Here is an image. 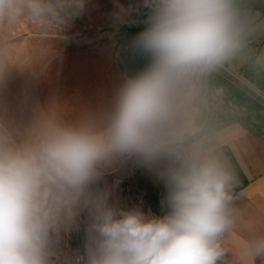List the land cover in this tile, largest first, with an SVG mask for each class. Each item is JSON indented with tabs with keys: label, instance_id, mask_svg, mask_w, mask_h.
Here are the masks:
<instances>
[{
	"label": "clouds",
	"instance_id": "obj_1",
	"mask_svg": "<svg viewBox=\"0 0 264 264\" xmlns=\"http://www.w3.org/2000/svg\"><path fill=\"white\" fill-rule=\"evenodd\" d=\"M88 0H0V27L69 25ZM117 25L146 15L128 47L148 58L100 113L65 119L41 110L27 122L0 116V264H264V232L238 248L237 177L196 138L206 82L255 34L244 0H142L116 4ZM6 66L0 61V79ZM165 185L163 215L114 198L126 166ZM83 233L82 247L66 240Z\"/></svg>",
	"mask_w": 264,
	"mask_h": 264
},
{
	"label": "crops",
	"instance_id": "obj_2",
	"mask_svg": "<svg viewBox=\"0 0 264 264\" xmlns=\"http://www.w3.org/2000/svg\"><path fill=\"white\" fill-rule=\"evenodd\" d=\"M141 2L88 0L85 12L69 26L50 30L55 37L48 39L33 27L38 32L33 39L0 43V61L6 66L0 79V116L27 122L41 110L55 109L65 119L105 110L122 79L148 63L147 57L133 55L128 47L146 27V15L134 14L132 24L117 25L113 20L117 3L127 7ZM244 6L254 14L255 34L243 52L223 65L244 84L219 72L212 74L196 120V138L227 161L237 177L238 220L225 240L230 248L250 239L253 230L264 232V0H244ZM63 31L74 36L70 55L49 56L47 49L62 46L58 33ZM117 180L114 198L122 207L164 214L166 189L155 172L129 165L108 177L110 184ZM82 243V232H73L66 240L69 251Z\"/></svg>",
	"mask_w": 264,
	"mask_h": 264
},
{
	"label": "rangeland",
	"instance_id": "obj_3",
	"mask_svg": "<svg viewBox=\"0 0 264 264\" xmlns=\"http://www.w3.org/2000/svg\"><path fill=\"white\" fill-rule=\"evenodd\" d=\"M70 25V24H69ZM66 25V26H69ZM60 26H65V25H60ZM60 26H55L53 25L52 27L46 29V30H42V35L47 36L46 38L49 39V37H55L56 35L50 31V30H54V27H60ZM33 24L30 22H21L15 26L12 27H0V43H6L9 41H19V40H23V39H33L32 36H35V33H38L36 29H33ZM40 32V33H41ZM59 38L61 39L60 41L62 42V46H57V48H53L50 47L49 49H47L48 51V55H59L60 53H62L63 55H70V42L72 41V38L74 36L71 35V33H65L63 32H59ZM77 35H75L76 37ZM80 39V38H79ZM142 200H139V203L141 204Z\"/></svg>",
	"mask_w": 264,
	"mask_h": 264
},
{
	"label": "built area",
	"instance_id": "obj_4",
	"mask_svg": "<svg viewBox=\"0 0 264 264\" xmlns=\"http://www.w3.org/2000/svg\"><path fill=\"white\" fill-rule=\"evenodd\" d=\"M216 72L224 74L226 77L232 78L237 82L244 84V81H242L235 73H232V71L228 70L225 66L220 67Z\"/></svg>",
	"mask_w": 264,
	"mask_h": 264
},
{
	"label": "water",
	"instance_id": "obj_5",
	"mask_svg": "<svg viewBox=\"0 0 264 264\" xmlns=\"http://www.w3.org/2000/svg\"><path fill=\"white\" fill-rule=\"evenodd\" d=\"M261 114H262V112L260 111V112H259V115H261Z\"/></svg>",
	"mask_w": 264,
	"mask_h": 264
}]
</instances>
